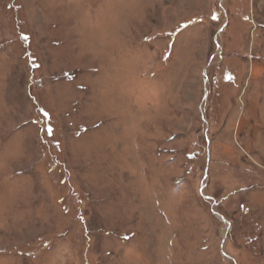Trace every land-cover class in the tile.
I'll return each mask as SVG.
<instances>
[{"label":"rangeland","instance_id":"obj_1","mask_svg":"<svg viewBox=\"0 0 264 264\" xmlns=\"http://www.w3.org/2000/svg\"><path fill=\"white\" fill-rule=\"evenodd\" d=\"M0 264H264V0H0Z\"/></svg>","mask_w":264,"mask_h":264}]
</instances>
